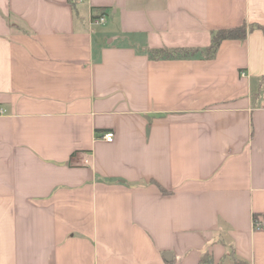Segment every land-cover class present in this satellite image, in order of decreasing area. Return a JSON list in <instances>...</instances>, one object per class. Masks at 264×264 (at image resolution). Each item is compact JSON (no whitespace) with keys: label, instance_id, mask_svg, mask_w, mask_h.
Masks as SVG:
<instances>
[{"label":"crops","instance_id":"0c3cea01","mask_svg":"<svg viewBox=\"0 0 264 264\" xmlns=\"http://www.w3.org/2000/svg\"><path fill=\"white\" fill-rule=\"evenodd\" d=\"M241 24L264 0H0V264H264V33L148 56Z\"/></svg>","mask_w":264,"mask_h":264},{"label":"trees","instance_id":"16d2710c","mask_svg":"<svg viewBox=\"0 0 264 264\" xmlns=\"http://www.w3.org/2000/svg\"><path fill=\"white\" fill-rule=\"evenodd\" d=\"M100 13L103 10L99 11ZM259 28L264 33V26L250 24H241L236 27L217 29L211 32L209 44L203 48H188V47H179V48H159L152 49L149 51L148 56L152 59H172V58H191L195 55L202 56L205 59H211L214 57L216 50L221 41L226 39H243L246 36V32L252 28ZM255 217V216H254ZM233 264H248L245 261L238 259L233 254L231 255ZM198 264H212V259L208 253L202 254L199 259Z\"/></svg>","mask_w":264,"mask_h":264},{"label":"built area","instance_id":"2783aa9c","mask_svg":"<svg viewBox=\"0 0 264 264\" xmlns=\"http://www.w3.org/2000/svg\"><path fill=\"white\" fill-rule=\"evenodd\" d=\"M94 22L95 23H104L105 22V18L102 15L98 16V17L95 18ZM102 138L105 141H107V142H111L112 139H113V133H111V132L104 133ZM254 225H255L256 228H260L261 227V223L257 222V221L254 223Z\"/></svg>","mask_w":264,"mask_h":264}]
</instances>
